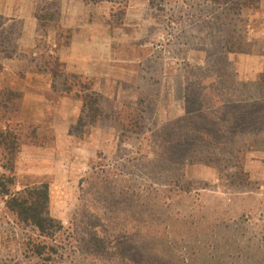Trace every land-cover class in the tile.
Wrapping results in <instances>:
<instances>
[{"label":"rangeland","instance_id":"rangeland-1","mask_svg":"<svg viewBox=\"0 0 264 264\" xmlns=\"http://www.w3.org/2000/svg\"><path fill=\"white\" fill-rule=\"evenodd\" d=\"M112 1L118 5L110 11H125L117 31L134 43V49L118 51L135 62L125 79L119 75V86L106 100L110 107L141 102L146 124L137 135L111 120L77 133L73 128L76 144L60 153L59 166L48 174L17 175V190L50 185V214L64 227L57 263L213 264L217 259L218 264H264V148L246 150V182L230 179L235 160L191 163L163 157L165 128L186 113L185 71L205 68L214 40L232 31L235 21L248 54L259 50L255 14L245 10L230 21L227 12L238 0ZM132 1H137L133 7ZM235 56L230 59L237 70ZM13 226L0 198V264H40L21 256L15 240L13 258L10 249L1 252L3 231Z\"/></svg>","mask_w":264,"mask_h":264},{"label":"trees","instance_id":"trees-1","mask_svg":"<svg viewBox=\"0 0 264 264\" xmlns=\"http://www.w3.org/2000/svg\"><path fill=\"white\" fill-rule=\"evenodd\" d=\"M82 1L98 4L104 0ZM230 2L232 0H226V3ZM260 4L261 0H238L232 3L227 14L230 21L240 18L245 10L256 14ZM122 8H126V1ZM124 15V9L112 12L111 26H121ZM35 16L38 20V33L43 38L55 30L59 37L58 47L69 46L70 31L64 30L60 23L61 0H39ZM235 23L236 28L239 22ZM235 28L220 33V37L214 40L205 68L191 67L185 71L188 90L186 113L183 118L165 128L168 140L163 147V157L168 160L174 157L178 161L188 158L186 160L191 163L198 160L202 163L207 160H235L232 167L236 172L230 179L246 182L248 177L243 165L246 150L264 148V69L253 81L238 80L230 56L248 54L249 45L245 36L238 34ZM20 31V24L9 23L0 15L1 59L19 56L17 40ZM38 47L42 54L30 60L32 67L29 69L49 74L52 89L57 95L82 102L81 114L74 128L76 133L97 126L103 120L116 122V127L120 126L127 133L137 135L142 132L147 109L141 102L132 103L131 107L124 106V103L122 107H110L104 95L94 91L92 81L65 72L56 49L50 53L46 43ZM21 100L18 92L0 91V198L15 224L13 231H3L4 248H1V252L10 249L12 240H15L20 244L21 256L25 259L37 260L40 264H59L56 258L62 257L59 251L62 249L61 233L64 227L50 214L49 183L23 185L17 190V161L22 146L41 147L54 139L40 124L19 122ZM179 125L183 129H179ZM194 144L196 147L191 148ZM7 255L12 256L11 249L7 250ZM260 258L264 261V255ZM214 263L218 264L219 261L216 259ZM254 264L260 263L257 260Z\"/></svg>","mask_w":264,"mask_h":264},{"label":"crops","instance_id":"crops-1","mask_svg":"<svg viewBox=\"0 0 264 264\" xmlns=\"http://www.w3.org/2000/svg\"><path fill=\"white\" fill-rule=\"evenodd\" d=\"M38 1L0 0V15L9 23L21 26L17 40L19 56L0 58V91L20 93L19 122L40 124L43 129H50L54 138L41 147L22 146L17 161V175L48 174L50 168L59 166L55 161L60 163V153L62 155L63 151H70L76 144L72 129L76 127L81 114L82 102L57 95L52 89L49 74L29 69L32 67L30 60L42 54L38 47L41 43L47 44L50 53L57 50L65 72L89 79L94 91L105 98L113 95L112 89L120 83L119 75L122 74L125 79L128 65L135 62V58L118 51L121 48L124 51L134 49V43L126 32L117 31L110 24V9L115 1L104 0L92 4L82 0H61V27L70 31L69 46L61 47H58L59 37L55 30L50 31L46 38L38 33L35 16ZM134 2L131 7L135 5ZM254 18L260 25L255 37L262 42L259 50L234 57L238 74L244 80L256 79L264 69V0H261L260 9Z\"/></svg>","mask_w":264,"mask_h":264}]
</instances>
